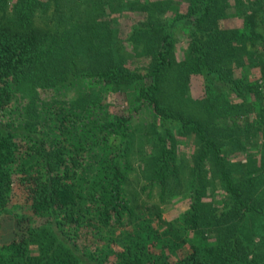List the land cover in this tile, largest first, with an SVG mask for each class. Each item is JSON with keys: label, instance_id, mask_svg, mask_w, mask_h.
I'll use <instances>...</instances> for the list:
<instances>
[{"label": "trees", "instance_id": "16d2710c", "mask_svg": "<svg viewBox=\"0 0 264 264\" xmlns=\"http://www.w3.org/2000/svg\"><path fill=\"white\" fill-rule=\"evenodd\" d=\"M262 82L264 0H0V264H264Z\"/></svg>", "mask_w": 264, "mask_h": 264}, {"label": "rangeland", "instance_id": "374dc122", "mask_svg": "<svg viewBox=\"0 0 264 264\" xmlns=\"http://www.w3.org/2000/svg\"><path fill=\"white\" fill-rule=\"evenodd\" d=\"M136 17L137 16H134V15H131L130 17H127V16L122 17L116 23V24H118V26L121 29V35L122 36H125L129 32L130 28L132 27L133 22H135L134 19ZM232 23H233V20H228L227 23L225 22V24H227V26H231ZM234 23H237V19L234 20ZM185 46H186L185 41L183 39H181L180 43L178 44V47H180V49L182 50L185 48ZM262 84H264V82H262ZM193 92L195 95H197L199 93V91L197 89H194V88H193ZM123 100L124 99H122V98L118 99L117 100L118 101L117 106L122 105L121 108L123 110L127 109L128 111H130L132 109V105L129 103H125V100L123 102ZM111 109H115V107L113 105H111ZM132 159L134 161L136 171H134V173H133V175H135V177L132 178V181H133L132 183H133L134 188L132 187L131 189L135 193L137 192L140 194V193H142V190H143V188H142L143 184H142V182L138 184L139 179L136 180V177H139L141 174L140 170H139V166L141 165V161L137 160V157L135 155L132 156ZM157 192H158V190L155 191V194ZM146 196H147V194H145V193L141 194V196H140L141 201H139L138 205H142V203L144 201L146 202V200H147ZM23 199H24V195H23L22 189L17 188L16 192H15L14 203H22ZM150 202L158 203L159 199L157 196H154L151 200H148V203H150ZM188 204H189L188 200H183L179 197L177 201L173 200L171 205L162 206V208H163L162 219L165 222L174 223L176 221V219H178L180 217L181 213L186 209ZM163 229L167 230L168 228H167V226H165ZM163 229H162V231H163ZM21 231L22 230L19 228V226L17 225V222L14 218L9 217L7 214L0 215V244H4V243H8V242L12 241L13 239H15L16 235L22 237L23 233ZM189 238L192 240H200L201 239V237H196L194 235H189Z\"/></svg>", "mask_w": 264, "mask_h": 264}]
</instances>
